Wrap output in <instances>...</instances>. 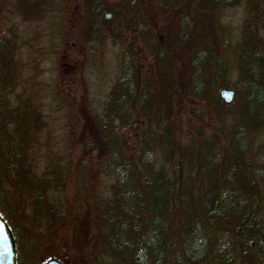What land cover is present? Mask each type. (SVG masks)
I'll use <instances>...</instances> for the list:
<instances>
[{"label":"rangeland","instance_id":"rangeland-1","mask_svg":"<svg viewBox=\"0 0 264 264\" xmlns=\"http://www.w3.org/2000/svg\"><path fill=\"white\" fill-rule=\"evenodd\" d=\"M230 1L0 0L8 49L0 76V152L16 138L9 111L21 114L27 105L33 127L24 168L18 156L0 153V215L14 233L18 264L117 262L106 229L110 213L121 214L115 179L103 170L104 155L86 150L81 137L119 86L125 57L137 97L120 109L126 115L119 134L129 136L138 166L145 135L169 174L178 163L180 188L189 196L178 220L207 187L201 160L213 141L226 167L246 163L253 175L264 173V125L255 119L262 111L247 118L240 76L245 42L264 43V0ZM222 91L233 93L231 104ZM241 128L244 154L235 142ZM164 130L168 146L159 139ZM138 218L129 217L130 242Z\"/></svg>","mask_w":264,"mask_h":264},{"label":"trees","instance_id":"trees-1","mask_svg":"<svg viewBox=\"0 0 264 264\" xmlns=\"http://www.w3.org/2000/svg\"><path fill=\"white\" fill-rule=\"evenodd\" d=\"M243 49L240 76L246 84L249 101L247 114L245 109L244 113L252 118L262 111V117L255 119L264 125V43L258 48L246 41ZM7 50L0 28V70L8 56ZM136 82L132 62L125 57L119 86L108 97L102 114L96 116L93 128L85 127L81 137L86 150L104 155L103 170L115 179L114 192L121 214L110 213L106 229L119 256L116 263L109 264H264V173L253 175L246 163L233 169L230 164L226 167L223 152L213 141L203 150L201 160L207 187L199 193L197 205L190 206L185 217L178 220L180 206L189 204L187 190L180 188L182 176L178 163L169 174L168 167L159 159L154 139L145 135L138 166L129 148V136L122 139L119 134L126 115L120 109L136 99ZM111 104L119 106L118 109L111 110ZM18 111L8 112L17 127L16 138L7 151L0 153L4 157L18 156L22 161L31 151L27 142L33 127L27 105L21 114ZM165 133L159 139L168 146V131ZM245 140L241 128L235 142L242 154L246 152ZM135 216L138 221L133 228L137 235L130 242L129 217Z\"/></svg>","mask_w":264,"mask_h":264},{"label":"water","instance_id":"water-1","mask_svg":"<svg viewBox=\"0 0 264 264\" xmlns=\"http://www.w3.org/2000/svg\"><path fill=\"white\" fill-rule=\"evenodd\" d=\"M110 18V15L107 16ZM220 97L225 104L233 102L234 95L231 91H222ZM5 231L7 243L0 248V264H16V245L11 231L8 229L4 220L0 217V234ZM49 264H60L52 261Z\"/></svg>","mask_w":264,"mask_h":264},{"label":"flooded vegetation","instance_id":"flooded-vegetation-1","mask_svg":"<svg viewBox=\"0 0 264 264\" xmlns=\"http://www.w3.org/2000/svg\"><path fill=\"white\" fill-rule=\"evenodd\" d=\"M10 228V227H9ZM11 233H12V236L14 238V233L13 231L10 229ZM15 240V238H14ZM7 243V240H6V234H5V231L3 230L2 233L0 234V248L2 246H4L5 244ZM15 243H16V240H15ZM16 264H18V252H17V244H16Z\"/></svg>","mask_w":264,"mask_h":264}]
</instances>
